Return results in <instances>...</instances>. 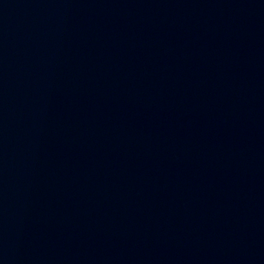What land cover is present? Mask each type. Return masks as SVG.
<instances>
[{
	"label": "water",
	"instance_id": "1",
	"mask_svg": "<svg viewBox=\"0 0 264 264\" xmlns=\"http://www.w3.org/2000/svg\"><path fill=\"white\" fill-rule=\"evenodd\" d=\"M0 264H264V0H0Z\"/></svg>",
	"mask_w": 264,
	"mask_h": 264
}]
</instances>
